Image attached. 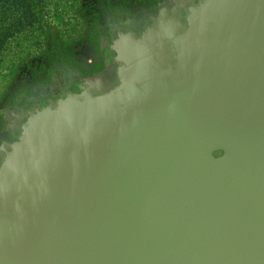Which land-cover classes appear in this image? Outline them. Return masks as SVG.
I'll return each instance as SVG.
<instances>
[{
    "label": "water",
    "instance_id": "water-1",
    "mask_svg": "<svg viewBox=\"0 0 264 264\" xmlns=\"http://www.w3.org/2000/svg\"><path fill=\"white\" fill-rule=\"evenodd\" d=\"M124 36L106 87L18 114L0 264H264V0H174Z\"/></svg>",
    "mask_w": 264,
    "mask_h": 264
},
{
    "label": "rangeland",
    "instance_id": "rangeland-1",
    "mask_svg": "<svg viewBox=\"0 0 264 264\" xmlns=\"http://www.w3.org/2000/svg\"><path fill=\"white\" fill-rule=\"evenodd\" d=\"M42 14L36 8L39 18L21 26L17 18L24 21L28 13L21 6L14 5L11 15L10 31L14 32L0 49V133L14 127L18 115L13 116L9 106L13 105L14 98L24 90L32 92L35 82L30 76L37 74V69L47 65L49 57L53 56L50 49V40L54 37L61 40L62 45L73 47L76 50L82 48L88 31L96 20L95 9L102 7L100 4L124 5L145 3L146 0H40ZM164 0L157 5L160 13ZM104 13L109 9L102 8ZM156 19L154 14L135 13L130 18H121L112 22L104 21L103 26L111 33V42L108 44V52L104 56L105 68L102 74L90 76L83 81L96 84V88L106 87L114 78L115 68L119 64L116 52L111 51L121 41V37L128 39L125 34L140 35L150 26V21ZM13 25V26H12ZM95 23L92 27H94ZM112 27H114L112 29ZM124 34V35H123ZM57 35V36H56ZM129 40V39H128ZM110 49V51H109ZM39 72V71H38ZM34 76V75H33ZM37 78V76H34ZM88 86V85H86ZM90 87V86H89ZM31 88V89H30ZM28 105L19 110L22 112ZM23 109V110H22ZM6 134V133H5Z\"/></svg>",
    "mask_w": 264,
    "mask_h": 264
},
{
    "label": "flooded vegetation",
    "instance_id": "flooded-vegetation-1",
    "mask_svg": "<svg viewBox=\"0 0 264 264\" xmlns=\"http://www.w3.org/2000/svg\"><path fill=\"white\" fill-rule=\"evenodd\" d=\"M160 1L146 0V5L143 2L137 5L124 4L118 6L108 2L100 4L102 7H96L95 9V23L97 22V25H95L97 27H92V23H89L91 28L82 48L75 51L73 47L70 49L62 45L65 49L60 48L61 51L57 49L53 52V56L49 57L50 61L47 62V65L42 68L39 67L37 69L39 72L33 74L37 78H34L33 75L30 76L31 80L35 82L34 90L32 92L24 90L17 94L13 105L9 106V111L13 116L18 115L23 106L31 104L34 100L46 101L51 96L61 95L76 85L83 84V80L90 76L102 74L105 68L104 56L108 52V44L112 39L111 33L106 31L103 26L104 21L112 22L121 18H130L135 13H149L154 14L156 17L154 21H150L149 24L152 25L174 2V0H164L168 4L163 6V11L160 13L156 10ZM103 7H107L109 10L104 13ZM116 69L117 67L114 71V77ZM13 129L11 127L7 131L5 130L4 133H0V163L6 146L16 141L19 129L17 131H13Z\"/></svg>",
    "mask_w": 264,
    "mask_h": 264
},
{
    "label": "trees",
    "instance_id": "trees-1",
    "mask_svg": "<svg viewBox=\"0 0 264 264\" xmlns=\"http://www.w3.org/2000/svg\"><path fill=\"white\" fill-rule=\"evenodd\" d=\"M14 5L21 6L28 13L26 18H24V21H22L20 18H17V20L20 21L21 26H25L26 23H32L30 21L38 19L39 15L41 16L42 14V3L40 0H0V49L6 43V39L14 34V32L10 31L11 20L14 19L12 18L13 15H11ZM36 8L39 11V15L36 14ZM95 24L97 25V22ZM96 25L94 26L95 28L97 27ZM62 44L63 43L60 39L54 37L52 40H50V49L52 52H55L57 49L58 51H61L60 48L65 49V46L62 47Z\"/></svg>",
    "mask_w": 264,
    "mask_h": 264
}]
</instances>
